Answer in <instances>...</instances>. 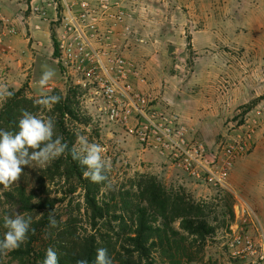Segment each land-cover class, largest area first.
I'll return each instance as SVG.
<instances>
[{
  "label": "rangeland",
  "instance_id": "1",
  "mask_svg": "<svg viewBox=\"0 0 264 264\" xmlns=\"http://www.w3.org/2000/svg\"><path fill=\"white\" fill-rule=\"evenodd\" d=\"M262 1L123 0L125 5L133 11L138 35L144 40L142 43H138L130 56L148 67L155 94L161 100H163L162 95L166 96L165 107L173 110L174 106L169 105V102L172 103L175 97L184 93L187 95L197 93L198 89L192 85L197 74L198 77L199 74L205 77L201 80H219L221 83H226L228 77L224 70L226 67L224 52L232 51L233 56L227 60H233L234 63H240L242 60L246 62L255 60L253 48L250 46L257 42L255 47L260 49L264 43L259 39L257 40V34L248 29L246 22L251 21L253 17H260L264 10ZM39 2L42 3V0H35L34 3L32 0H0V16L13 19V24L17 28V11H20L19 14L22 11L28 13L31 11V4L34 5ZM24 15L26 17L27 14L24 13ZM210 18L214 22L210 21ZM24 22L25 24L21 22L19 29L24 30L23 39L26 40V43L24 41L18 42V36H15L12 40V47L7 48L6 40L2 39L5 27L0 18V38L3 40L0 41V83L6 84L10 91H14V95L18 93L14 100H10L13 98L11 97L5 102L7 104L5 106L11 105L16 110L18 109L16 121L9 127H1L0 123V129L11 132L15 128L17 131L19 130L18 121L21 118L22 110H27L44 119L52 117L54 121L56 120L55 117L58 113L55 115L53 108L49 111L35 104V101L43 95H59L62 101L66 99L65 103L70 110L76 113L75 109H77L73 101L66 98L65 88L60 82L54 60L55 41L52 24H39L41 28L35 29L33 36V32L29 29L31 23L26 18ZM209 33H212L216 38L213 47L212 44L208 46L207 37L204 35ZM238 35L243 36L242 41H239ZM229 40L233 41L226 45ZM16 48L20 51L23 50V55L18 58L16 51H14ZM47 68L54 69L56 75L46 87L41 88L39 79L42 72ZM254 75L261 76L260 80L264 83V74H251L252 77ZM234 76L233 73L231 84L237 82ZM240 76H242V72ZM160 83L161 87L156 88ZM78 117L81 120L74 119L69 114L64 119L66 131L71 136L70 139L67 137V140L73 144V147L78 148L76 137L79 133L87 136L89 143H98L106 149L102 155L105 159L111 160L112 163L111 171L107 173L108 179L104 181L107 182L108 186L116 189L123 185L128 187L131 183L141 179V176L154 175L166 188H181L185 194L194 200L212 208L209 219L214 227V234L207 240L200 259L185 262V264H250L248 260L233 257L227 246L230 227L235 224L238 227L241 226L237 212L239 211L241 214V210H243L235 208L237 200L228 187H215L198 183L167 159V161L158 164L153 160L156 159L154 157H143V150L140 149L142 146L119 126H99L83 114ZM247 118L256 123L257 130L264 127V94L248 101V103L236 106L234 110L229 112L226 119L224 117L221 126H219V129L221 128L220 133L224 128L221 133L222 137L227 126H229L228 133L231 127L243 123ZM55 132H57L56 127ZM210 134L213 135L215 132L212 130ZM222 137L215 145L224 138ZM215 145H210V147ZM151 154L154 156L155 153L152 152ZM33 164L36 163L33 162ZM36 171L38 174L40 173L43 179L42 182L35 184V194L56 199L61 198V201L56 203L59 207L54 212L55 215L60 214L64 220L68 213L74 214L77 230L82 236H88L91 230L82 208L83 194L79 188L73 193H67L70 191V187L62 175L61 157L53 160L46 167L38 165ZM76 187L74 183V188ZM3 189L4 186L0 185V217L2 222L4 215L15 216L17 214V212L11 211L6 203L3 204L4 198L1 195ZM79 204L81 205L79 206ZM230 210L234 211L233 220H231ZM215 216L217 220L212 221ZM229 222L231 224L228 228ZM6 231L7 229H4V233ZM3 235L0 239H3ZM0 256L1 264H14L10 259L9 252L6 255L0 254Z\"/></svg>",
  "mask_w": 264,
  "mask_h": 264
},
{
  "label": "built area",
  "instance_id": "2",
  "mask_svg": "<svg viewBox=\"0 0 264 264\" xmlns=\"http://www.w3.org/2000/svg\"><path fill=\"white\" fill-rule=\"evenodd\" d=\"M31 10L52 24L60 82L78 116L99 126H119L142 148L158 153L198 183L227 186L237 159L253 146L258 126L247 118L212 147L188 137L181 115L161 105L148 67L130 56L144 40L123 0H44ZM239 218L241 226L232 225L228 233L229 251L259 264L264 261V235L252 231L249 209L241 210Z\"/></svg>",
  "mask_w": 264,
  "mask_h": 264
},
{
  "label": "trees",
  "instance_id": "3",
  "mask_svg": "<svg viewBox=\"0 0 264 264\" xmlns=\"http://www.w3.org/2000/svg\"><path fill=\"white\" fill-rule=\"evenodd\" d=\"M17 96L18 93L10 100ZM65 100L53 106L55 115L58 113L55 117L57 132L53 138L62 137V143L68 145L60 156L62 175L70 187L67 193L81 190L82 208L91 232L82 236L72 213L64 220L56 214L58 227H49V216L55 214L59 207L56 203L61 198L35 194V184L43 178L36 171L38 165L32 162L23 166V172L11 185V190L4 188L1 193L3 204L6 203L11 211L31 215V228L35 229V233L29 231L24 244L9 252L12 262L43 264L48 247L57 251L59 264H76L79 259L94 264L96 250L101 247L107 248L114 264H185L199 260L207 240L214 234L209 219L212 208L194 200L181 188H166L154 175L141 176L128 187L123 185L118 189L108 186L107 182L93 183L85 178L86 167L72 159L73 144L67 140L71 136L64 122L69 114L74 119L81 118L70 110ZM5 105L0 108L1 127L11 126L17 118L18 109ZM15 130L12 131L15 133ZM230 216L233 220V210H230ZM215 220L216 216L212 221ZM4 229L0 217V238Z\"/></svg>",
  "mask_w": 264,
  "mask_h": 264
},
{
  "label": "crops",
  "instance_id": "4",
  "mask_svg": "<svg viewBox=\"0 0 264 264\" xmlns=\"http://www.w3.org/2000/svg\"><path fill=\"white\" fill-rule=\"evenodd\" d=\"M34 1L35 0H32V3H34ZM43 1L44 0H42V3ZM262 3L264 4V0ZM38 5H41V3L39 2ZM19 12L18 10V17L16 18L17 28L13 24V19L0 16L5 27L2 39L6 40L5 44L7 48L12 47V40L15 36H18V42L21 43V41H24V43H26V40L23 39L24 30L19 29L21 22L25 24V18L32 24L29 25V29L33 32V36L35 35V26L37 24L47 25L49 23V21H40L39 15L33 13L32 10L28 13L22 11V13L19 14ZM24 13L27 14L26 17ZM209 20L213 21L212 18ZM213 22L210 23L213 24ZM246 24L250 31L257 34V40L259 39V41L264 43V10L261 12L260 17H253L251 21H247ZM40 28L39 25L37 29ZM204 35L207 37L208 46L212 44L213 47V44L216 42L215 36L212 33ZM237 37L239 41L243 40V36L238 35ZM2 39L0 38V41ZM197 40L199 41V39ZM231 41L233 40H229L226 45H229ZM256 44L250 46L253 48V55H255V60L251 62L242 60L240 63H234L233 60H227V58L233 56L232 51L224 52L223 55L226 60V67L224 70L228 77L226 83H221L219 80H201L205 77L201 74H199L198 77L197 74L196 80L192 84L194 88L198 89L197 93L193 95H187L185 93L180 94L179 97L174 98L172 103L169 102V105L174 106L175 110H173L179 113L182 120L185 122L189 133L188 137L204 140L209 146L215 145L222 137L221 133L224 128L220 133L221 128L219 129V126H221L224 117L226 119L229 112L234 110L236 106L248 103V101L264 94V83L260 80L261 76H251V74L257 73L264 74V46L260 49H256ZM14 51H16L17 58L23 55V50L20 51V49L16 48ZM242 57L243 56H241V58ZM241 72L242 76H240ZM233 73L235 74L234 79H236L237 82L231 84ZM159 87H161V83L156 88ZM164 90L163 92H165ZM165 97V95H162L163 100L159 98L163 106H165ZM228 127L229 126L226 128L225 134L227 133ZM212 130L215 132L213 135L210 134ZM225 134H223V137ZM140 149L143 150V157H154L156 159L153 160L158 164L166 160L150 149ZM152 152L155 153L154 156H152ZM226 187L234 194L237 200V204L235 205L237 210L249 209L250 212H252L254 228L251 225V229L254 234L257 235V233L261 232L264 235V127L257 130L253 146L237 159L236 164L230 171ZM238 215L239 211L237 212V217ZM259 264H264V261L259 262Z\"/></svg>",
  "mask_w": 264,
  "mask_h": 264
},
{
  "label": "clouds",
  "instance_id": "5",
  "mask_svg": "<svg viewBox=\"0 0 264 264\" xmlns=\"http://www.w3.org/2000/svg\"><path fill=\"white\" fill-rule=\"evenodd\" d=\"M55 75L56 72L52 68L44 70L39 79L40 87H46ZM14 94V91H10L6 84L0 83V106ZM60 100L59 95H43L35 101V104L50 111ZM18 129L15 133L0 129V185H3L6 190H11V185L19 180L23 166L35 162L40 167H46L68 149V145L62 143V137L53 138L55 121L52 117L44 119L27 110H22ZM76 140L79 147L74 146L70 152L73 160L86 167L83 176L93 183L106 181L107 173L112 168L111 160L105 159L102 155L106 149L98 143H89L87 136L79 133ZM31 225V215L19 213L15 216L4 215L3 227L7 231L3 239H0V254L6 255L24 244L29 231L35 233ZM49 227H58L55 214L49 216ZM43 264H59V256L54 248L46 249ZM76 264H88V261L79 259ZM94 264H114L107 248L101 247L96 250Z\"/></svg>",
  "mask_w": 264,
  "mask_h": 264
}]
</instances>
